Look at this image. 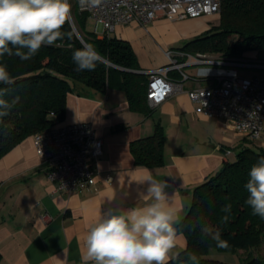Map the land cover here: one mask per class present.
<instances>
[{
	"label": "crops",
	"instance_id": "0c3cea01",
	"mask_svg": "<svg viewBox=\"0 0 264 264\" xmlns=\"http://www.w3.org/2000/svg\"><path fill=\"white\" fill-rule=\"evenodd\" d=\"M209 16L219 18L206 15L172 21L159 15L146 27L134 22L119 24L110 35L131 44L140 71L146 73L167 63L165 49H178L207 30ZM259 54L244 58L255 63L246 67L264 69ZM212 71L215 69L198 68L188 73L199 78L185 81L184 87L210 84L206 74ZM62 121L88 122L102 138V154L89 159L96 170L95 182L83 192L54 191L35 152L33 135L4 153L0 157V264H81L84 239L99 217L109 209L119 212L151 202L143 198L147 182H138L148 173L167 183L165 191L180 209V219L191 202L193 188L224 162L232 161L230 155H236L243 142L229 120L197 114L184 90L172 93L146 115L129 108L122 89L99 92L76 87L67 95ZM156 123L165 133L163 164H135L130 142L150 135ZM255 143L264 147V131ZM44 212L47 221L41 218ZM185 245L182 234L173 255Z\"/></svg>",
	"mask_w": 264,
	"mask_h": 264
},
{
	"label": "trees",
	"instance_id": "16d2710c",
	"mask_svg": "<svg viewBox=\"0 0 264 264\" xmlns=\"http://www.w3.org/2000/svg\"><path fill=\"white\" fill-rule=\"evenodd\" d=\"M74 12L81 25L76 26L79 39L74 36L55 45H43L27 61L14 55L0 60L14 80L6 86L10 91L4 98L11 101L19 96L9 115L0 118V157L25 137L62 121L67 95L76 87L99 92L119 88L125 92L129 108L146 115L152 112L146 98L148 74L140 71L131 44L111 35L96 37L94 32L84 30L86 14L76 9ZM69 30L66 24L63 31ZM81 41L93 44L104 57V62L93 71L75 70L72 54L82 46ZM177 48L190 54L213 53L227 58L252 56L264 49V0H221L218 23ZM169 74L180 77L176 71ZM164 141L165 133L158 123L150 135L132 140L134 163L147 167L162 165ZM242 141L234 160L224 162L216 173L193 188L191 202L176 225L178 233L185 236L186 245L169 264H190V253L197 256L199 264H233L207 257V251L210 247L249 251L261 244L264 219L254 215L246 203L245 184L250 168L264 158V147L245 137ZM227 205H231V211H222ZM225 215L229 219L222 222ZM204 225L218 230L229 247L219 248L210 237H204L200 231ZM239 264H264V257L248 253Z\"/></svg>",
	"mask_w": 264,
	"mask_h": 264
},
{
	"label": "built area",
	"instance_id": "2783aa9c",
	"mask_svg": "<svg viewBox=\"0 0 264 264\" xmlns=\"http://www.w3.org/2000/svg\"><path fill=\"white\" fill-rule=\"evenodd\" d=\"M221 0H102L101 5L82 9L78 0L72 8L85 13L94 22L96 37L110 35L119 24L137 23L146 27L157 16L175 21L206 15H219ZM72 18V15H71ZM167 63L147 71L146 98L151 107L178 91H186L194 111L204 117L227 119L233 130L247 139H260L264 131V77H245L227 66H249L243 59L221 58L196 53L190 54L176 48L164 50ZM210 64L224 66L212 68L208 85L185 88L184 82L198 80L189 75L187 65ZM264 66V64H261ZM176 71L180 77L169 74ZM35 152L45 165V175L54 184V191H85L94 184L96 170L89 159L98 158L103 152V141L95 135L88 122L57 121L48 128L33 134ZM230 150H227L229 153ZM110 181L111 176L107 175ZM49 219L46 212L41 214Z\"/></svg>",
	"mask_w": 264,
	"mask_h": 264
},
{
	"label": "clouds",
	"instance_id": "9594fccd",
	"mask_svg": "<svg viewBox=\"0 0 264 264\" xmlns=\"http://www.w3.org/2000/svg\"><path fill=\"white\" fill-rule=\"evenodd\" d=\"M82 9L101 5L102 0H78ZM72 4L70 0H0V60L17 56L30 60L43 45H55L57 41L79 34L71 27ZM68 24L70 30L63 31ZM82 46L73 51L72 60L76 71H93L104 57L93 44L81 41ZM26 50V51H25ZM14 83L6 65L0 63V118L9 115L12 107L19 102V96L11 101L9 87ZM147 182L143 198L151 201L144 206L130 207L124 211L109 209L92 225L84 239L81 264H169L174 259L173 250L182 234L178 233L180 209L175 206L165 188L148 173L139 181ZM248 196L246 203L253 214L264 219V158L254 164L245 184ZM222 211L230 212L231 205ZM225 215L222 222H227ZM204 237H210L219 248H228L221 233L207 225L200 229ZM178 255V254H176ZM190 264H199L197 256L190 253Z\"/></svg>",
	"mask_w": 264,
	"mask_h": 264
},
{
	"label": "rangeland",
	"instance_id": "374dc122",
	"mask_svg": "<svg viewBox=\"0 0 264 264\" xmlns=\"http://www.w3.org/2000/svg\"><path fill=\"white\" fill-rule=\"evenodd\" d=\"M70 3L73 6L74 0H70ZM71 26L75 28L76 32H78L77 27H80V23L78 19L75 16L74 8H72L71 11ZM208 23L210 25H214L218 23V18L216 16H209L208 17ZM77 26V27H76ZM95 25L94 22L90 19H86L84 23V30L89 31V32H94ZM260 54L258 57H263L264 58V49L259 50ZM210 55L218 56V57H223L220 54H213V53H207ZM227 58V57H223ZM235 59H244V58H235ZM207 67H212V68H219V67H224V66H217V65H210V64H202V65H187L184 67V70L187 73H195L198 68H207ZM230 68H233L236 73L240 76H245V77H253V76H259V77H264V69L259 68V67H246V66H227ZM259 139L254 140V142L258 141ZM236 155L233 153L230 155V160H234ZM248 253H252L254 256H260L264 257V238L261 242V244L257 247H252L249 251H243V250H237L235 252L233 251H227V250H220L214 247H210L209 250L207 251L206 256L217 259L223 262H228V263H233V264H239L242 260L246 258Z\"/></svg>",
	"mask_w": 264,
	"mask_h": 264
}]
</instances>
